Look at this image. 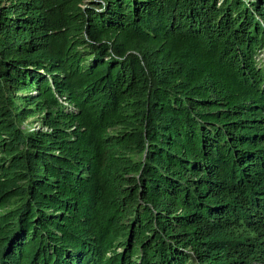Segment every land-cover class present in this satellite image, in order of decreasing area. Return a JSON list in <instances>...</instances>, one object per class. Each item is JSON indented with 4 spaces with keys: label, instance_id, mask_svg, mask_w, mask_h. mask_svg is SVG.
I'll return each instance as SVG.
<instances>
[{
    "label": "trees",
    "instance_id": "obj_1",
    "mask_svg": "<svg viewBox=\"0 0 264 264\" xmlns=\"http://www.w3.org/2000/svg\"><path fill=\"white\" fill-rule=\"evenodd\" d=\"M0 264H264V0H0Z\"/></svg>",
    "mask_w": 264,
    "mask_h": 264
},
{
    "label": "rangeland",
    "instance_id": "obj_2",
    "mask_svg": "<svg viewBox=\"0 0 264 264\" xmlns=\"http://www.w3.org/2000/svg\"><path fill=\"white\" fill-rule=\"evenodd\" d=\"M38 119V115L32 116L26 120V124L31 125V128H37L41 125Z\"/></svg>",
    "mask_w": 264,
    "mask_h": 264
}]
</instances>
